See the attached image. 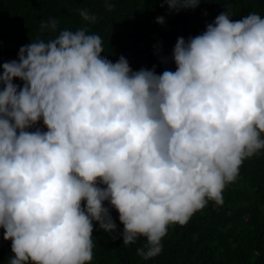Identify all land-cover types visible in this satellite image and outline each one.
I'll use <instances>...</instances> for the list:
<instances>
[{
    "label": "clouds",
    "instance_id": "9594fccd",
    "mask_svg": "<svg viewBox=\"0 0 264 264\" xmlns=\"http://www.w3.org/2000/svg\"><path fill=\"white\" fill-rule=\"evenodd\" d=\"M161 2L179 10L201 0ZM41 30L55 32L57 21ZM102 53L99 35L63 30L0 65L9 264H90L94 222L125 245L145 237L138 255L155 257L170 225L222 204L245 159L264 149L261 15L233 20L226 10L202 34L179 37L175 71L133 70L123 55Z\"/></svg>",
    "mask_w": 264,
    "mask_h": 264
},
{
    "label": "trees",
    "instance_id": "16d2710c",
    "mask_svg": "<svg viewBox=\"0 0 264 264\" xmlns=\"http://www.w3.org/2000/svg\"><path fill=\"white\" fill-rule=\"evenodd\" d=\"M82 10L95 20H85ZM226 10L233 20L251 13L264 17V0H201L195 8L179 10L161 0H0V65L18 60L19 49L32 41L84 28L101 37L102 56L113 62L123 55L133 70L175 71L171 56L177 39L202 34ZM53 19L57 30L42 31L41 24ZM14 83L22 87L24 82L16 78ZM222 198V204L209 201L186 224L170 225L161 253L147 260L138 255L145 237L125 245L122 236L113 239L94 222L90 264H264V149L245 159ZM111 212L122 231L118 211ZM13 255L0 229V264H9Z\"/></svg>",
    "mask_w": 264,
    "mask_h": 264
}]
</instances>
